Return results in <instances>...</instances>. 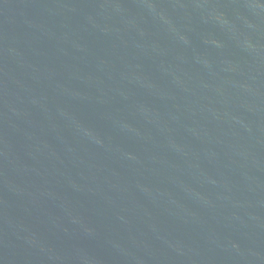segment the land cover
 I'll return each instance as SVG.
<instances>
[{"label": "water", "instance_id": "obj_1", "mask_svg": "<svg viewBox=\"0 0 264 264\" xmlns=\"http://www.w3.org/2000/svg\"><path fill=\"white\" fill-rule=\"evenodd\" d=\"M0 264H264V0H0Z\"/></svg>", "mask_w": 264, "mask_h": 264}]
</instances>
